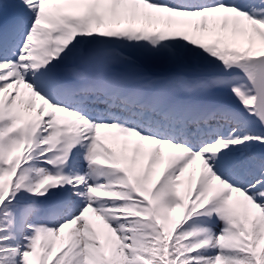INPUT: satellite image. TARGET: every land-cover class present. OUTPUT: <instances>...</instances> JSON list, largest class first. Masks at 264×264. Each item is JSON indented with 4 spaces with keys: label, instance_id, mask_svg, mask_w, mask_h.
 <instances>
[{
    "label": "snow or ice",
    "instance_id": "1",
    "mask_svg": "<svg viewBox=\"0 0 264 264\" xmlns=\"http://www.w3.org/2000/svg\"><path fill=\"white\" fill-rule=\"evenodd\" d=\"M0 264H264V0H0Z\"/></svg>",
    "mask_w": 264,
    "mask_h": 264
}]
</instances>
